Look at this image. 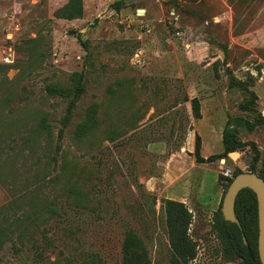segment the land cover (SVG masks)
Instances as JSON below:
<instances>
[{"label":"rangeland","instance_id":"rangeland-1","mask_svg":"<svg viewBox=\"0 0 264 264\" xmlns=\"http://www.w3.org/2000/svg\"><path fill=\"white\" fill-rule=\"evenodd\" d=\"M68 1L0 0V264H126L129 232L149 264H170L161 200L175 190L193 215L185 264H240L221 209L191 201L200 180L206 200L224 194L251 142L264 167V123H244L264 117V0H81L79 17L55 16ZM193 97L211 119L198 129L229 120L247 145L192 166ZM91 108L97 125L78 137Z\"/></svg>","mask_w":264,"mask_h":264},{"label":"trees","instance_id":"trees-1","mask_svg":"<svg viewBox=\"0 0 264 264\" xmlns=\"http://www.w3.org/2000/svg\"><path fill=\"white\" fill-rule=\"evenodd\" d=\"M82 14V3L81 0H69L66 4L59 7L54 11V15L57 17H62L65 19H72L79 17ZM0 66V72H1ZM79 74L71 73L69 75L70 80L73 82L77 80ZM232 85L238 86L240 89H246L245 83L239 80L231 79ZM45 90L48 94H59L65 95L66 90L60 86L48 84L45 86ZM252 98L255 97L251 93ZM251 102H243L240 104V108L243 110H251ZM191 110L193 116L197 119L201 117L200 114V105L196 97L191 99ZM70 117V110L68 109L61 120L63 125H66ZM248 130L253 129L257 125L264 123V117L260 116L259 119L254 122H244ZM97 125V120L95 118V108H91L86 115V118L80 122L77 126V136L81 137L83 134L88 133L90 130L95 128ZM108 139H113V132H108ZM221 142L223 150L219 153H214L203 157L201 155L200 149V138L198 135L195 136L194 149L191 155L194 158L196 163H210L217 159L224 158L227 156L228 152L239 149L247 143L240 141L237 138L236 131L231 127L229 120L226 121L222 131H221ZM254 151L252 156L249 169L247 171L254 172L264 180V167L260 172L256 171V163L259 157V151L255 148L253 142L249 143ZM242 171H237L233 177ZM220 178H225L224 176L219 175ZM219 178V179H220ZM228 181L227 187L232 178H225ZM225 190V188H224ZM223 190V191H224ZM223 196V192H222ZM222 201V198H221ZM221 201L218 206L221 209ZM161 208L164 212L165 227L167 232L168 241L172 251L170 257V264H185L188 260L192 259L195 254L194 244L192 243L189 236V227L192 222V213L187 208V206L180 201L166 199L161 200ZM220 212V211H219ZM235 214L239 220L241 229L237 224L225 221L221 213L219 214V227L220 232L224 238L229 242L228 251L239 260L240 264H261L257 252V212H256V199L254 193L248 189L244 188L239 191L236 201H235ZM251 221L254 224V232L246 226V222ZM244 234L247 244H244L242 240V233ZM132 232L127 234V238L124 242L125 249L124 255L126 257V264H149V261L146 258L145 251L138 253L133 250V246L136 244V240ZM79 264H105L100 259L90 258L86 259Z\"/></svg>","mask_w":264,"mask_h":264},{"label":"water","instance_id":"water-1","mask_svg":"<svg viewBox=\"0 0 264 264\" xmlns=\"http://www.w3.org/2000/svg\"><path fill=\"white\" fill-rule=\"evenodd\" d=\"M233 153H231L232 155ZM250 189L256 199L257 212V252L259 261L264 264V180L254 172L242 171L236 174L230 181L225 190L221 201V213L225 221L238 225L241 229L239 220L235 214V201L240 190ZM242 234L244 244H247L246 238Z\"/></svg>","mask_w":264,"mask_h":264},{"label":"crops","instance_id":"crops-1","mask_svg":"<svg viewBox=\"0 0 264 264\" xmlns=\"http://www.w3.org/2000/svg\"><path fill=\"white\" fill-rule=\"evenodd\" d=\"M205 114L203 112V110L201 111V117L200 118H197L194 122H193V125H194V129L195 131H197L199 137H200V140H201V149H200V152H201V155L203 157H206L208 155H211V154H214V153H219L220 151H217V152H214L212 151V146L215 145V142H219L221 140V131H219V129H217V126L216 125H212V126H209L208 129H198L197 126L200 125L201 123H204L206 121V118L205 117ZM207 121H211V119L208 117L207 118ZM205 125V123L203 124ZM208 125V124H207ZM217 130L219 133H217ZM222 143V142H221ZM188 157H189V161L191 163V165L194 167H200L199 165H203L205 163H194V158L192 157V155L190 154L191 153V150H189L188 152ZM199 164V165H198ZM176 180H173L172 182L170 183H174ZM199 181V180H198ZM171 184V185H172ZM172 190L174 189V187L172 186H168L166 188V191L167 190ZM176 191V190H175ZM175 191H171L172 194H176ZM203 191H204V187H203V182L202 180H200L197 185H196V191H195V195H194V201L191 203L193 204L192 206H196L197 208H201V209H208L210 205L211 208H212V211H216V209L218 208L219 204H220V201H221V198H222V191L219 187L216 188L215 192L212 194V196L206 200L205 197L202 196L203 194ZM175 192V193H173ZM171 193H166V199H172V200H176V201H180V202H185L184 199H183V195L179 194L178 196L177 195H172ZM193 208V207H192ZM192 210V209H191Z\"/></svg>","mask_w":264,"mask_h":264},{"label":"built area","instance_id":"built-area-1","mask_svg":"<svg viewBox=\"0 0 264 264\" xmlns=\"http://www.w3.org/2000/svg\"><path fill=\"white\" fill-rule=\"evenodd\" d=\"M4 60H5V61H8V57L6 56V57L4 58ZM225 174H226V173H225Z\"/></svg>","mask_w":264,"mask_h":264},{"label":"bare ground","instance_id":"bare-ground-1","mask_svg":"<svg viewBox=\"0 0 264 264\" xmlns=\"http://www.w3.org/2000/svg\"><path fill=\"white\" fill-rule=\"evenodd\" d=\"M232 156H233V157H235V156H236V154H235V153H233V154H232Z\"/></svg>","mask_w":264,"mask_h":264}]
</instances>
